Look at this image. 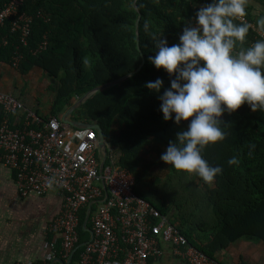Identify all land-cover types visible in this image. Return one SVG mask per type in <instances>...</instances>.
Segmentation results:
<instances>
[{"label":"trees","instance_id":"trees-1","mask_svg":"<svg viewBox=\"0 0 264 264\" xmlns=\"http://www.w3.org/2000/svg\"><path fill=\"white\" fill-rule=\"evenodd\" d=\"M11 1L0 0V11ZM202 2L24 0L20 14L31 18L30 32L24 36L23 30L14 29L17 17L6 19L0 25V62L14 63L19 57L21 73L39 68L58 79L52 111L45 117L49 119L59 117L93 88L135 70L145 59L139 72L95 93L73 118L100 124L118 154V165L134 175L135 193L168 216L191 246L221 263L217 255L237 242L264 241V112H253L245 104L222 117L225 140L207 146L203 153L211 165L224 169L212 185L168 164L166 176L155 175L153 180L154 165L145 158L146 152L149 158L155 155L152 151L161 155L187 126V122L178 126L165 121L158 94L145 87L158 77L170 87L168 74L148 61L156 50L152 34L166 36L170 44L178 42ZM260 17H264V0H248L244 21L252 28L243 47L262 38L256 24ZM13 116L12 125H19L22 121ZM233 156L238 163L230 166L227 161ZM88 239L82 228L80 244Z\"/></svg>","mask_w":264,"mask_h":264},{"label":"built area","instance_id":"built-area-1","mask_svg":"<svg viewBox=\"0 0 264 264\" xmlns=\"http://www.w3.org/2000/svg\"><path fill=\"white\" fill-rule=\"evenodd\" d=\"M23 2L4 5L0 25L17 17L14 29L27 36L31 18L20 14ZM0 107L6 113L0 124V162L15 171L22 195L41 196L56 188L63 198L62 212L49 226L50 259L14 264H153L164 254L163 243L188 264H221L191 246L168 216L135 193V177L118 165L111 145L102 164L105 153L94 129L75 128L59 117L46 119L1 89ZM12 115L22 122L12 125ZM82 228L89 239L79 248Z\"/></svg>","mask_w":264,"mask_h":264},{"label":"clouds","instance_id":"clouds-1","mask_svg":"<svg viewBox=\"0 0 264 264\" xmlns=\"http://www.w3.org/2000/svg\"><path fill=\"white\" fill-rule=\"evenodd\" d=\"M247 7L248 0H203L178 42L170 44L166 36L152 34L156 50L148 61L168 74L170 87L159 77L145 87L158 94L165 121L178 126L187 122L160 159L208 185L224 171L203 153L207 146L225 140V113L231 115L245 104L253 112H264V17L256 22L262 38L243 47L252 28L243 19ZM144 27L147 31L148 25ZM227 163L237 164V157ZM52 183L49 179V186Z\"/></svg>","mask_w":264,"mask_h":264},{"label":"crops","instance_id":"crops-1","mask_svg":"<svg viewBox=\"0 0 264 264\" xmlns=\"http://www.w3.org/2000/svg\"><path fill=\"white\" fill-rule=\"evenodd\" d=\"M48 80L39 68L23 74L19 63L0 62V89L11 92L28 108L44 117L50 115L54 99V93L47 95L50 89ZM5 116L0 107V124ZM15 118L10 116V120ZM62 209L63 198L58 189L52 188L41 196H23L16 184L15 171L0 162V264L50 259L52 237L49 226ZM163 249L164 254L153 264H188L173 254L169 243H163ZM217 258L222 264H264V241H239L219 253Z\"/></svg>","mask_w":264,"mask_h":264},{"label":"water","instance_id":"water-1","mask_svg":"<svg viewBox=\"0 0 264 264\" xmlns=\"http://www.w3.org/2000/svg\"><path fill=\"white\" fill-rule=\"evenodd\" d=\"M140 20H141V15L139 16V18H138V20L136 22L139 49H140V45H139V24H140ZM144 63H145V59H144V61L141 63V65L138 68H136L135 70L131 71L130 73H128V74H126V75H124V76H122V77H120V78H118V79H116L114 81L99 85V86L93 88L92 90L88 91L83 97H81L78 101H76L73 106H71L69 108H66L64 110V112L61 114V116L59 117L60 120L63 123L70 124V125L74 126L75 128H78V129H94V130H96L98 132L97 134H98L99 145H100V147L103 149V151L105 153V156H104V159H103V162H102L103 165H104V163L106 161V158H107L108 142H107V139L105 137V134H104L102 126L100 124H98V123L91 122V121L88 122V121L76 120V119L73 118V113L78 108H80V106L83 103H85L95 93H97V92H99V91H101L103 89L115 86V85L125 81L126 79L130 78L131 76H133L137 72H139L143 68ZM90 211H91V208H89V212ZM88 220H89V214L86 216V220H85V223H84L85 225L88 224ZM90 232H91V230H90ZM83 245L84 244L79 245V248L81 246H83Z\"/></svg>","mask_w":264,"mask_h":264},{"label":"rangeland","instance_id":"rangeland-1","mask_svg":"<svg viewBox=\"0 0 264 264\" xmlns=\"http://www.w3.org/2000/svg\"><path fill=\"white\" fill-rule=\"evenodd\" d=\"M48 83H49V87L50 89L47 91V95L52 96L54 91L53 89L56 87L57 83H58V79L56 78H52V77H48ZM153 142L155 143H159L156 140H153ZM150 150V148H149ZM155 155L152 158L150 157V154L148 152L145 153V158L148 160H152V165L153 166V170H154V175H152L151 179H155L156 176L158 177H164L167 174V164L166 163H162V160L160 159V154L155 153V151H152ZM151 153V152H150ZM155 170H157L158 172H155ZM156 175V176H155Z\"/></svg>","mask_w":264,"mask_h":264}]
</instances>
